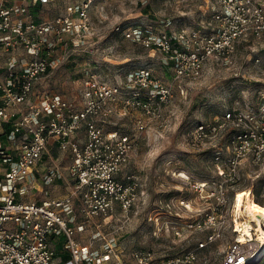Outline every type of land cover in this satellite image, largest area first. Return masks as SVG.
<instances>
[{
  "label": "built area",
  "instance_id": "built-area-1",
  "mask_svg": "<svg viewBox=\"0 0 264 264\" xmlns=\"http://www.w3.org/2000/svg\"><path fill=\"white\" fill-rule=\"evenodd\" d=\"M56 1H0V264L195 263L196 250L158 257L151 249L127 250L114 233L97 230L83 238L93 221L109 219L119 210L129 219L141 196L138 178L123 174L139 137L108 129L107 122L117 112L126 115L137 109L162 127L173 89L145 68L129 71L118 82L89 73L80 104L44 85V79L66 59L69 42L79 50L95 52L97 32L91 12L110 0H76L47 19L32 11ZM211 12V32L121 24L115 31L161 54L178 80L201 78L210 62L232 64L241 42L254 40L264 48L262 0H218ZM59 51L64 54L58 55ZM251 105L230 109L222 120L201 123L194 130V139L211 143L220 141L232 126L227 142L213 145V165L225 176L234 178L245 160L264 161V100L256 108ZM138 128H146L145 120L138 121ZM51 145L71 158L73 184L63 196L52 197L46 189L63 177L59 165L39 168L51 157L47 154ZM202 183L206 184L198 187L203 190L210 182ZM42 185L43 197L33 199L31 193ZM220 188L225 195L222 184ZM148 219L158 226L163 222L160 215ZM206 222L188 220L182 230H197ZM182 230L175 226L174 234L180 238ZM237 243L227 264L250 263L255 256L244 255L240 248L244 243L240 239Z\"/></svg>",
  "mask_w": 264,
  "mask_h": 264
},
{
  "label": "rangeland",
  "instance_id": "rangeland-1",
  "mask_svg": "<svg viewBox=\"0 0 264 264\" xmlns=\"http://www.w3.org/2000/svg\"><path fill=\"white\" fill-rule=\"evenodd\" d=\"M73 1L76 0H57L32 11L37 17L47 19L62 13L65 6ZM217 2H101L91 12L97 32L93 40L96 42L95 52L79 50L69 42L66 59L44 79V85L77 103L82 99L83 82L91 72L106 81L118 82L125 80L129 71L145 68L173 89L172 101L163 110L164 126L160 127L158 120L144 117L137 109H130L126 115L117 112L107 122L108 129L135 133L139 137L138 146L123 174H134L138 178L141 196L129 219L119 210L109 219L95 220L83 233L85 240L93 232L101 230L114 233L119 244L127 250L151 249L158 257H169L190 249L196 250L198 255L193 264H227L228 256L240 239L239 233L235 232V195L239 191L250 190L252 200L255 198L264 205V161L258 164L251 160L243 161L234 178L225 176L213 165L216 151L213 145L223 146L232 126L224 130L220 141L208 143L194 139V130L201 123L222 120L225 113L233 108L244 109L251 104L256 108L264 100V48L254 40L241 42L232 64L210 62L201 78L178 80L173 68L163 62L161 54L125 39L115 31L121 24L149 25L170 32L185 26L211 32L214 26L209 24L212 21L211 9ZM63 54V51L58 52V55ZM258 57L260 63L256 61ZM139 120H145L144 130L138 128ZM84 136L83 131L80 137ZM47 154L51 157H46L39 168L46 164L59 165L63 177L46 189L52 197L63 196L70 192L73 184L70 155L52 145ZM202 181L210 182L203 190L198 187ZM221 184L226 190L225 195ZM43 189V185L35 189L31 197L41 199ZM156 215H160L163 226L148 219ZM194 219L207 222L197 230H182L185 222ZM99 223L102 225L97 226ZM175 226L181 228L182 237L174 234ZM210 236H214L211 241ZM256 238L239 246L244 255L255 256L248 264H264V241H256ZM202 242L206 243L203 248L199 247Z\"/></svg>",
  "mask_w": 264,
  "mask_h": 264
},
{
  "label": "bare ground",
  "instance_id": "bare-ground-1",
  "mask_svg": "<svg viewBox=\"0 0 264 264\" xmlns=\"http://www.w3.org/2000/svg\"><path fill=\"white\" fill-rule=\"evenodd\" d=\"M199 186H204V184L200 183ZM234 208L236 212L235 232L239 233L241 242L253 240L255 236L256 241H264V206L253 204L250 190L237 192Z\"/></svg>",
  "mask_w": 264,
  "mask_h": 264
},
{
  "label": "trees",
  "instance_id": "trees-1",
  "mask_svg": "<svg viewBox=\"0 0 264 264\" xmlns=\"http://www.w3.org/2000/svg\"><path fill=\"white\" fill-rule=\"evenodd\" d=\"M252 201H253V204H254V205H256V204H257V205H263V204L261 203V201L256 200V199H254V198H253ZM263 206H264V205H263ZM59 245H60V244H59ZM58 250H60V246L58 247ZM263 260H264V258L262 259V261H263ZM261 263H262V262H261ZM251 264H252V263H251ZM257 264H260V263H257Z\"/></svg>",
  "mask_w": 264,
  "mask_h": 264
},
{
  "label": "crops",
  "instance_id": "crops-1",
  "mask_svg": "<svg viewBox=\"0 0 264 264\" xmlns=\"http://www.w3.org/2000/svg\"><path fill=\"white\" fill-rule=\"evenodd\" d=\"M0 1H1V0H0ZM59 246H60V249H61V247H62V244H60V245L58 244V247H59Z\"/></svg>",
  "mask_w": 264,
  "mask_h": 264
}]
</instances>
